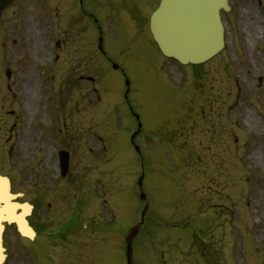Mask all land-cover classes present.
Masks as SVG:
<instances>
[{
    "label": "rangeland",
    "instance_id": "rangeland-1",
    "mask_svg": "<svg viewBox=\"0 0 264 264\" xmlns=\"http://www.w3.org/2000/svg\"><path fill=\"white\" fill-rule=\"evenodd\" d=\"M231 2L224 50L193 70L132 37L127 0H84L81 12L14 0L0 12V176L34 206L37 231L28 240L7 225L6 264H127L116 243L127 226L128 264H264V0ZM56 147L69 153L65 177Z\"/></svg>",
    "mask_w": 264,
    "mask_h": 264
},
{
    "label": "water",
    "instance_id": "water-1",
    "mask_svg": "<svg viewBox=\"0 0 264 264\" xmlns=\"http://www.w3.org/2000/svg\"><path fill=\"white\" fill-rule=\"evenodd\" d=\"M12 0H0V10ZM227 8V0H162L156 13L151 18L150 29L154 40L165 56L175 58L182 64H198L218 53L223 47L222 27L219 12ZM6 183V182H4ZM5 202L13 197L4 191ZM27 214L30 208L24 206ZM17 219L0 217V264L3 261L1 234L3 222H14L20 233L32 236L33 232L25 221V215Z\"/></svg>",
    "mask_w": 264,
    "mask_h": 264
},
{
    "label": "flooded vegetation",
    "instance_id": "flooded-vegetation-1",
    "mask_svg": "<svg viewBox=\"0 0 264 264\" xmlns=\"http://www.w3.org/2000/svg\"><path fill=\"white\" fill-rule=\"evenodd\" d=\"M89 1V0H88ZM127 0V4L124 5V8L122 9L125 13L126 19L124 21L125 29L131 34L133 33V37H138L139 35L145 36V39L147 42L150 43L148 39V32H147V20H148V11L141 12L139 9V3H143L146 1L152 2V0ZM84 0H73V9H75L77 12L84 11L83 3ZM111 4V0H108L107 5ZM136 6V7H134ZM138 6V7H137ZM85 18L91 20L93 23H95V19L90 15V13L86 14L84 13ZM64 37H62V40L59 43V49L63 50L64 44H65ZM101 54L104 56L105 52L101 49ZM105 57V56H104ZM108 62H110L108 60ZM112 63V62H110ZM113 64V63H112ZM87 264V263H85Z\"/></svg>",
    "mask_w": 264,
    "mask_h": 264
},
{
    "label": "bare ground",
    "instance_id": "bare-ground-1",
    "mask_svg": "<svg viewBox=\"0 0 264 264\" xmlns=\"http://www.w3.org/2000/svg\"><path fill=\"white\" fill-rule=\"evenodd\" d=\"M28 75V74H27ZM26 77H24L25 79V91L26 93H28L29 89L31 86L34 85V76L32 75H28ZM247 108L244 107V113H245V120L249 119L252 122H255V119L252 117V114L250 113V111L246 110ZM244 120V122H245ZM246 124V122H245ZM247 125V124H246ZM256 150L255 146L253 147V151ZM6 188V183L0 181V217H2V215H6L8 219H12L15 220L17 219V213H16V209L14 206H9V204L7 202H5V197H4V191ZM8 202H11V199H7ZM23 211L25 212L26 209L24 208Z\"/></svg>",
    "mask_w": 264,
    "mask_h": 264
}]
</instances>
